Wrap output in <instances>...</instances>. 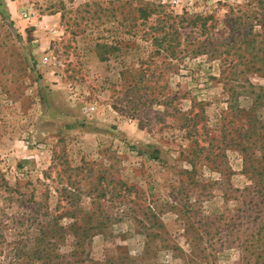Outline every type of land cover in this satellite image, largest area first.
Here are the masks:
<instances>
[{
	"label": "rangeland",
	"instance_id": "obj_1",
	"mask_svg": "<svg viewBox=\"0 0 264 264\" xmlns=\"http://www.w3.org/2000/svg\"><path fill=\"white\" fill-rule=\"evenodd\" d=\"M126 1L0 0V264H264V0Z\"/></svg>",
	"mask_w": 264,
	"mask_h": 264
},
{
	"label": "trees",
	"instance_id": "obj_2",
	"mask_svg": "<svg viewBox=\"0 0 264 264\" xmlns=\"http://www.w3.org/2000/svg\"><path fill=\"white\" fill-rule=\"evenodd\" d=\"M136 4V6H132ZM127 6L132 8L130 15L132 17V21L135 24H132L130 34H137V29L141 27V24L148 23L149 20L154 16H159L163 12L162 6L154 7V5L149 3H144L142 0H137L135 2H131L127 0L126 3L123 4L122 9H125ZM118 8V9H120ZM118 11V10H117ZM214 22L212 16H203V15H190L185 12L182 16H174L172 14H166L161 16L159 21H157V25L159 26V31L157 32H145L144 37L150 42L152 47V52L150 57L153 56H166V57H176L177 48L180 46V42H178V38H181L180 31L189 29L190 34H199L200 36H206V40H208V33L210 30L214 28ZM140 29V28H139ZM159 32V33H158ZM158 33V35H157ZM239 39H243V35H235ZM227 40V38H226ZM189 43L192 45H197V49L202 48L204 43L201 41H196L193 37H189ZM196 43V44H195ZM119 44H125L122 41H119ZM221 47L225 48L223 53L230 54L232 50H234V41L231 43H222ZM98 50V56L102 62L109 61V56L113 52H119L120 49L110 45V44H98L96 46ZM216 49L215 52H217ZM148 72H152L150 77L155 76V69H150L149 66L144 67L140 70L141 75H146ZM157 154V153H156Z\"/></svg>",
	"mask_w": 264,
	"mask_h": 264
}]
</instances>
